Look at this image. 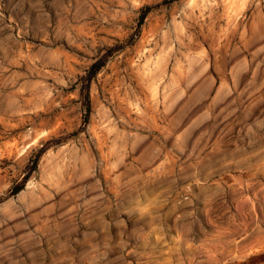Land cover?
Returning a JSON list of instances; mask_svg holds the SVG:
<instances>
[{"label":"rangeland","instance_id":"374dc122","mask_svg":"<svg viewBox=\"0 0 264 264\" xmlns=\"http://www.w3.org/2000/svg\"><path fill=\"white\" fill-rule=\"evenodd\" d=\"M0 264H264V0H0Z\"/></svg>","mask_w":264,"mask_h":264},{"label":"trees","instance_id":"16d2710c","mask_svg":"<svg viewBox=\"0 0 264 264\" xmlns=\"http://www.w3.org/2000/svg\"><path fill=\"white\" fill-rule=\"evenodd\" d=\"M21 189H22V188H18V189L15 191V193H18Z\"/></svg>","mask_w":264,"mask_h":264}]
</instances>
